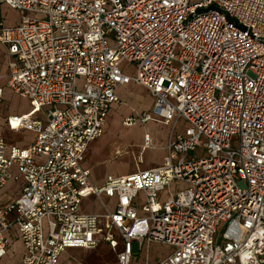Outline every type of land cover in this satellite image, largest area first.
Listing matches in <instances>:
<instances>
[{"label":"built area","instance_id":"2783aa9c","mask_svg":"<svg viewBox=\"0 0 264 264\" xmlns=\"http://www.w3.org/2000/svg\"><path fill=\"white\" fill-rule=\"evenodd\" d=\"M3 5L21 16L13 27L0 21L8 88L33 108L8 124L36 139L29 148L0 139V192L23 182L19 198L0 204V261L16 230L22 264H61L67 250L102 243L118 264H133L134 244L167 247L156 264H264V0ZM124 63L137 64L136 76ZM130 84L154 99L142 123L171 127L167 156L97 186L86 154L120 103L117 88ZM43 111L46 120L33 118ZM176 182L185 189L174 193ZM90 198L102 213L83 211Z\"/></svg>","mask_w":264,"mask_h":264},{"label":"rangeland","instance_id":"374dc122","mask_svg":"<svg viewBox=\"0 0 264 264\" xmlns=\"http://www.w3.org/2000/svg\"><path fill=\"white\" fill-rule=\"evenodd\" d=\"M3 15V14H2ZM18 15L8 12L4 17L9 24ZM122 70L126 74L134 77L137 74V64L124 63ZM116 93L120 103L113 105L103 136L91 144L87 154V165L91 169L94 180L102 181L109 176L123 177L140 171L151 170L163 164L166 154V147L171 134V127L149 121L142 123L141 117L144 113L154 116V99L151 94L143 87L131 84L119 86ZM2 111L21 113L30 108L26 99L18 95L12 96L9 100L2 101ZM128 118H134L136 124L131 127L124 125ZM184 130L182 122L178 132ZM149 135L152 142L150 147L144 148L145 137ZM194 157L195 153L189 154ZM185 189L184 184L175 183L173 192ZM93 202V198L85 200L86 206ZM96 211L103 212L100 207ZM103 237H101L102 239ZM101 247L95 250H67L63 254L65 264H117L115 253L109 245L102 243ZM170 250L159 244H152L149 248H144L139 252L137 244H134L133 264H145L149 257L151 264H156L164 259ZM21 251L17 244L12 248L9 256L0 261V264H20Z\"/></svg>","mask_w":264,"mask_h":264},{"label":"crops","instance_id":"0c3cea01","mask_svg":"<svg viewBox=\"0 0 264 264\" xmlns=\"http://www.w3.org/2000/svg\"><path fill=\"white\" fill-rule=\"evenodd\" d=\"M8 12L13 13L15 15L16 14L18 15L17 11L9 8L6 5H3L0 7V21L4 22L7 26H10V27L19 25L21 22V16L20 15L18 16L19 18L15 19L14 21L10 22L9 24H7L5 22L4 17H6V14ZM2 14L4 15V17ZM9 62H10V56H9L7 47L0 46V87L3 88V90H4L3 97L0 99V139H3L9 147L29 148L35 142L36 134L34 132L28 131V130H13L9 127L8 121L10 118L23 117V116L30 115L32 110H33L30 101L26 99L29 103L30 108L26 111H22L21 113H16L14 111L7 113V112L2 111V108H1L2 101L9 100L12 96L16 95L8 88V76L10 74ZM23 99H25V98H23ZM144 114H147V113H144ZM33 118L46 120V112L43 111L42 113L36 114ZM158 123H160V122H158ZM90 147H91V145L89 146L87 154L89 153ZM165 151H166V154H165V157H166L167 156V147H166ZM87 154H86V157H87ZM165 157H164V159H165ZM85 167L91 171V169L87 165V160L85 161ZM91 177H92V174H91ZM105 180L106 179H103L102 181H97V180H94L92 178L93 183L97 186L102 185L105 182ZM22 188H23V182L22 181L21 182H11L6 188H4L0 192V204H5L9 201H13V200H16L17 198H19V196L22 193ZM106 202L111 207H115V205H116V199H114V200L106 199ZM97 206H100L103 209L102 204L98 200L93 198V202H91L87 206H86V203L84 201L83 205H82V209L85 213H102V212L96 211ZM10 236H11V246L9 248L7 256L4 259H6L9 256L10 252L12 251V248L17 244V246L20 247V251H21L20 264H22L24 248H23L22 242L19 238V234L16 230H13V232L10 234ZM101 245H103V244H101ZM101 245H100V247H101ZM72 250H84L85 251V249H72ZM115 256H116V254H115ZM116 259H117V257H116ZM60 263L65 264V261L63 259V255L61 256V262ZM117 264H118V260H117Z\"/></svg>","mask_w":264,"mask_h":264}]
</instances>
